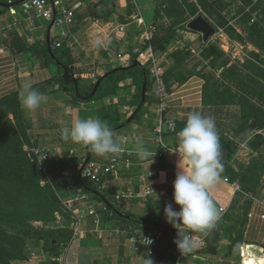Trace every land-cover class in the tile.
<instances>
[{
  "label": "crops",
  "instance_id": "crops-1",
  "mask_svg": "<svg viewBox=\"0 0 264 264\" xmlns=\"http://www.w3.org/2000/svg\"><path fill=\"white\" fill-rule=\"evenodd\" d=\"M65 5L74 10L75 24L71 27L72 38L64 41L63 45L70 51L76 72L73 79L84 81L86 85L94 82L108 69L129 67L133 60L131 52L137 56L138 61L145 60L142 61L143 65L154 61L165 69L173 65L170 56L185 50L190 40L200 38V34L196 32L179 30L166 51L154 58L152 50H143V47L155 32V0H66ZM11 9L16 14H12ZM51 23L52 21L35 12L24 14L22 3L10 8L0 6V99L20 93L22 84L32 81L33 87L47 97L34 112L27 113L21 106L32 145L49 151V160L55 161L64 158L63 150H70V156L77 157L82 170L87 159L86 147L85 153L83 146L64 141L61 130L82 119H99V110L108 104L117 103L119 97L111 95L93 102L74 99L66 85L68 76L55 62L48 61L44 54V48H48V35L50 34L53 46L55 39L66 30L60 27L51 29ZM203 85L202 78L190 76L169 94L164 105L151 89L140 118L114 137L119 142L124 137L130 138L124 152L113 157H101L95 153L91 155L93 159L90 162L100 164L104 169H107L114 157L120 161L116 172L104 170L99 187L112 201L120 194L132 195L122 203V211L127 214L123 216L133 215L138 218L137 221L147 219L148 222L159 225H171L166 220L164 209L172 204L174 210H179L173 193L181 157L177 152L179 141L173 136L175 131L169 130V123L203 108ZM162 106H165L164 112H161ZM123 117L128 120L126 111L121 119ZM159 130L167 150L160 143ZM134 135L138 141L133 139ZM139 142H143L153 153L152 165L151 160L141 161L138 158L136 145ZM127 154L131 161L130 167L124 164ZM185 167L187 170L186 165ZM74 179H67L72 187L67 198L77 192H85L89 201L73 208L76 225L71 233L72 239L61 243L55 250L41 248L31 251L26 261L17 264H143L144 258L149 256L156 264L154 256L149 255L146 248L137 249L138 245L131 241L136 234L143 235L151 230L147 227L150 225L141 224L140 221L131 226L118 223L106 212L105 201L93 197L85 190L74 188ZM226 179L222 178L210 192L218 210L224 209L225 213L233 206L240 192L234 187L235 183L230 180L226 182ZM89 206H93L101 214V225L98 227L95 217L88 214ZM225 213L220 212L216 224ZM118 229L131 231L118 233ZM210 230L207 235L191 233L205 237V247L194 249L186 256L180 253L176 259L167 260L165 264H176L179 259L180 264H244L246 253L251 256L246 259L245 264H264V192H260L251 201L243 244L234 248L233 252H230L231 244L226 238L218 243L209 240Z\"/></svg>",
  "mask_w": 264,
  "mask_h": 264
},
{
  "label": "rangeland",
  "instance_id": "rangeland-1",
  "mask_svg": "<svg viewBox=\"0 0 264 264\" xmlns=\"http://www.w3.org/2000/svg\"><path fill=\"white\" fill-rule=\"evenodd\" d=\"M231 1L232 5L221 14L208 0H155L160 13L159 20L165 23L170 24L178 18L177 13L180 6L188 13L187 19L191 18L190 11L196 7L199 12L195 18L203 16L215 27L216 35L207 43H204L201 35L197 40H190V44L182 51L185 53V59L180 70L185 77L192 74L203 79V104L212 103L214 107L205 108L203 106L195 111L205 116H211L216 126H220L223 137L228 139L234 138L237 127L245 125L249 127L254 124L253 120H247L246 117L251 115L250 113H254L255 108L264 110V0H251L247 5L244 0ZM205 5L208 6L207 11L204 8ZM195 18L189 19L187 25ZM217 18L219 22L216 21ZM244 23H247V29L243 28ZM251 26H256L255 36H252V32L248 29ZM57 28L58 26L55 25L54 29ZM257 44L263 48H258ZM208 45L215 47V51L212 53L213 60L207 58ZM217 52L225 54V60L231 67L229 73L223 74V70L217 71L214 68ZM139 61L143 63L142 61L145 60L139 59ZM159 67L161 68L160 64ZM152 68L153 66H151ZM166 70L167 68L162 69L167 92L170 94L184 82L167 81ZM68 84L69 81L66 85L69 86ZM152 86L153 94L156 96V86L154 83ZM126 96L129 97V94ZM115 104L120 106L124 102L122 99H118ZM122 120L125 122L127 117H123ZM180 120H187V117L183 116ZM174 124L176 129V122ZM125 129L126 127L114 131V137ZM257 135L262 136L258 139L260 146L256 148L249 146L247 141ZM29 141L30 149L34 148L30 138ZM238 144L239 151L231 164V170L239 174L245 171L248 177H244L243 173L241 177L245 180H252V188L256 192L254 195L237 196L233 206L210 230L208 238L214 243L225 238L231 245L236 242L235 247H230V252L243 244L244 227L250 206L246 199L252 201L260 192H264V127L257 126V129L246 141H238ZM30 149L32 160L41 170V179L45 180L42 182V186L46 190V195L28 188L15 190L13 187L0 185V209L5 212L20 213L32 228L46 231L49 237H56V239L60 237V243L68 242L72 239L71 233L74 232L73 229L76 225L75 209H68L64 203L72 188L67 179L73 177L71 174L78 167L76 166L77 157L70 156V150H63L64 158L60 161L50 160L41 163L33 157ZM83 150L86 153L85 147ZM53 210H57L55 214H53ZM36 236L37 233L34 232L28 237H22L14 228L0 222V264H7L4 262L7 254L16 249L13 242L24 241L27 255L31 251L41 249L42 245L38 244ZM250 256L251 254H245L244 264Z\"/></svg>",
  "mask_w": 264,
  "mask_h": 264
},
{
  "label": "trees",
  "instance_id": "trees-1",
  "mask_svg": "<svg viewBox=\"0 0 264 264\" xmlns=\"http://www.w3.org/2000/svg\"><path fill=\"white\" fill-rule=\"evenodd\" d=\"M22 0H0V6H4L12 2L13 4L21 2ZM210 4L217 10L219 13L225 12L231 5V0H208ZM251 0H244L245 4H249ZM178 18L173 20L170 24L165 23L159 17V9L156 11V25L155 32L153 36L145 42V46L143 50L151 49L154 55V58L159 57L163 52L168 48L171 40L173 39L174 34L179 31H188L187 30V22L191 18H195L198 14V9L194 7L190 11L191 18L187 19V12L184 11L181 6L179 7ZM205 10H208V6H204ZM174 16V15H173ZM219 22L218 18L216 19ZM243 28L247 29V23L243 24ZM248 29L252 32V36H255L257 33L256 26H251ZM254 34V35H253ZM258 48H263V46L256 45ZM208 57L212 58V53L215 51L214 45L207 46ZM44 54L48 61L55 62L61 69V71L68 76L69 81V89L76 101L81 102H93L96 100H103L105 98H109L111 95H117L119 99H122L124 104L118 106L116 104H110L99 110V119L105 122L112 131L115 128L127 127L132 122L140 118L141 112L145 109V104L148 101V94L152 89V80H151V66L153 61L148 62L144 67H133V68H112L106 70L103 75H100L96 78V80L88 85L85 82H80L79 79H73V75L76 74L73 68V62L70 57V51L66 46H62L60 48H53V55H51L48 51V48H44ZM131 59H136L137 56L131 52ZM216 61H214V68L217 71L223 70L224 73L230 72V65L225 60V54L222 52L216 53ZM171 58L173 59L174 64L167 67L166 70V79L167 81L176 80L186 82L192 74H189L187 77L183 76L181 73L182 64L184 63L185 53L182 51H178L174 53ZM131 66V64H130ZM129 66V67H130ZM115 69L117 71L115 72ZM112 74H109L111 73ZM105 75H108L107 78H104ZM102 80L101 85L94 97H91V94L95 88V85L98 81ZM75 81L78 83L79 94L82 98H78L76 95ZM147 84V100L146 103L139 109L138 113L134 116L131 123L127 121L133 115V113L140 107L142 103V92L144 85ZM134 90L136 92L134 93ZM129 94V97L126 96ZM205 108H212V103L203 104ZM129 110V111H128ZM125 111L128 112V120L122 122V114H125ZM251 115L247 116V120H253L254 123L257 124L259 128L264 127V110L254 109V113H250ZM176 122V129L173 133V136H176V140H178L177 133L181 131L185 125L187 120H174ZM248 127L245 125L244 127H237L235 131L244 130ZM218 134H219V142L221 146L222 152V162L224 164L223 172L221 173L222 178H227L233 183H237L240 187L239 196L241 195H254L256 192L255 189L252 188V180H245L241 177V174L234 173L231 170V164L234 161L235 156L239 151L238 140L235 138L228 139L223 137L222 132L220 130V126H216ZM114 132V131H113ZM262 138V136L257 135L255 138L247 141V144L251 147H258L260 143L258 139ZM247 140V139H246ZM244 140V141H246ZM241 142V141H240ZM84 147V146H83ZM30 149V141L28 136V126L25 124L22 112H21V103L19 99V93H13L6 98L0 99V185L13 187L15 190L21 188H28L34 190L35 192H43L46 195V190L42 186V182L45 181L41 179V170L37 166V163L32 160L29 153ZM31 150V149H30ZM94 152H91L93 155ZM33 155V153H32ZM109 155L108 157H110ZM34 157V155H33ZM113 157V156H112ZM35 158V157H34ZM92 158V156H91ZM48 160L47 162H49ZM77 162V160H76ZM78 166L75 171L72 172L74 179L73 187L80 190H85L90 193L95 198H100L105 201V207L107 209L106 212L110 214V216L114 217L118 223L122 222L124 225H134L135 223L147 224V219H139L133 215H130L129 218L123 217L126 213L122 211L123 204H116L110 198L106 197L104 192L100 189V185L91 182L84 177H80V168ZM232 171V172H231ZM244 177H248L243 173ZM248 196V195H247ZM247 204H251V201L246 199ZM52 205V204H51ZM57 211V210H56ZM53 210V214L56 212ZM105 212V213H106ZM127 215V214H126ZM248 216V215H247ZM0 222L9 226L10 228H14L18 234L22 237H28L32 233H37V241L38 244L42 245L44 250H55L61 246L60 237L56 239V237H49L46 231H39L35 228H32L25 218L17 212H5L0 209ZM125 227V226H124ZM147 227L149 229L160 230L163 234L157 248L154 252V258L156 264L159 263L160 257L165 254V259L162 264H165L167 260L176 259L177 255L180 254L175 240L178 238L177 229L168 224H161L160 228H154L151 226ZM191 234V233H190ZM192 235V234H191ZM60 240V241H59ZM175 244V245H174ZM236 242L231 245V247L236 246ZM14 247L16 249L8 253L6 256V260L4 261L7 264H17L19 262H23L27 260V254L25 253V245L24 241L19 243H14ZM174 245L173 248H171Z\"/></svg>",
  "mask_w": 264,
  "mask_h": 264
},
{
  "label": "clouds",
  "instance_id": "clouds-1",
  "mask_svg": "<svg viewBox=\"0 0 264 264\" xmlns=\"http://www.w3.org/2000/svg\"><path fill=\"white\" fill-rule=\"evenodd\" d=\"M19 99L22 108L31 113L47 97L33 87L32 81H25L21 86ZM177 136V152L181 160L174 182V202L179 210H174L172 204H168L164 215L167 222L177 229L178 238L175 243L181 255L186 256L195 247L190 233L207 235L208 230L214 228L220 218V211L210 192L221 181L224 164L219 134L211 116L200 112L189 113L185 127ZM61 138L87 147L101 157L115 156L124 151L121 142L114 139L112 129L96 118L82 119L71 127L63 128ZM136 153L141 161L151 160V165L154 162L153 153L143 142L137 143ZM143 264H154V261L149 256L144 258Z\"/></svg>",
  "mask_w": 264,
  "mask_h": 264
},
{
  "label": "built area",
  "instance_id": "built-area-1",
  "mask_svg": "<svg viewBox=\"0 0 264 264\" xmlns=\"http://www.w3.org/2000/svg\"><path fill=\"white\" fill-rule=\"evenodd\" d=\"M65 2L66 0H27L26 2L22 3V11L24 14L30 15V13L35 12L38 16L48 21H52L54 19L55 16L54 13L56 12L55 25H57L60 28H65L66 30L61 32L60 36H58L55 39L53 43V48L62 47L64 41L70 40L72 38L71 27L75 24V13L73 9L65 5ZM11 13L16 14L14 9H11ZM152 66L153 68L151 69V78H152V82L156 86V96L160 100L161 104L164 105L165 100L169 97V94L167 92V86L164 80L163 71L157 64H155L154 61ZM164 111H165V106H162L161 112ZM169 130L175 131L174 123H169ZM161 133H162L161 130H159L158 134L160 137L159 138L160 143L162 144L163 147H165L161 139ZM133 139L138 141V138L135 135L133 136ZM129 140H130L129 137H124L121 140V144L123 148H125ZM31 152L33 153L34 157L41 163L43 162L46 163L50 159L49 151L34 147L31 149ZM128 157L129 154H127V159L124 161V164H126L127 167H130L131 161ZM119 163L120 161L114 157L111 160V164L107 167V169H104L100 164L90 162L82 171V177H84L85 179L91 182H94L95 184L100 185L104 170L116 172ZM225 181L229 182L228 179H226ZM234 187L240 191V187L236 183L234 184ZM131 197H132L131 194H120L115 197L114 202L120 205L123 203L125 199H129ZM173 197H174V193H173ZM88 201H89V197L85 192H77L71 195L69 198H67L64 205L68 209L72 210L73 208L76 207L77 204L87 203ZM88 208H89L88 214L90 216H94L95 224L97 225V227L100 226L102 219L101 214L98 211H96V209L93 206H89ZM220 212L225 213V210L220 209ZM129 230L130 229H124V230L118 229L117 232L121 233L123 231L124 233H127L129 232ZM162 236L163 234L160 230L151 229L146 233H144L143 235L136 234L135 237L131 239V241L134 244L138 245L137 249H140V247H144L146 248V251L149 255L154 256L155 249L157 248ZM192 237L195 244L194 249H200L202 247H205L206 245L205 237L194 234L192 235ZM180 260L181 259H179L176 264H180Z\"/></svg>",
  "mask_w": 264,
  "mask_h": 264
},
{
  "label": "water",
  "instance_id": "water-1",
  "mask_svg": "<svg viewBox=\"0 0 264 264\" xmlns=\"http://www.w3.org/2000/svg\"><path fill=\"white\" fill-rule=\"evenodd\" d=\"M27 0H23L21 2H18V3H9L7 5H4L5 8H10L12 6H15L16 4H20V3H24L26 2ZM54 15L56 16V12L54 13ZM55 16H54V19L52 20V23H51V29L54 27L55 25ZM187 29L190 30V31H193V32H196L200 35H202L203 37V41L204 43H207L213 36L216 35V29L215 27L203 16H198L197 18H195L194 20H192L188 25H187ZM48 49H49V53L51 55H53V46H52V43H51V40H50V34L48 35ZM133 67H144V65L142 63H140L137 59H133L132 62H131V66L130 67H122V68H119V69H125V68H133ZM117 71V69H115V72ZM109 74H112L109 73ZM108 75H105L104 78H107ZM102 83V80L98 81L97 84L95 85V88L91 94V97H94L99 89V86L101 85ZM75 88H76V95L78 98H82L79 94V88H78V83L75 81ZM147 84L144 85L143 87V92H142V103L140 105V107L133 113V115H131V117L129 118V120L127 121L128 123H131L134 116L138 113L139 109L146 103V99H147ZM123 127V125L121 127H118V128H115L113 131H118V130H121ZM257 129V124L254 123L252 125H250L248 128L244 129V130H239V131H236L234 132V138L238 141H244L246 139H248L252 134L253 132ZM87 149V159L82 167V170L80 172V177L82 176V171L85 169V167L90 163V160H91V151L88 150V148L86 147ZM125 218H129L128 216H123ZM148 224L151 226V227H155V228H160L161 225L159 224H156V223H153V222H148ZM175 245V244H174ZM174 245L171 247L173 248ZM165 259V254H163L160 259H159V263L158 264H162V262L164 261Z\"/></svg>",
  "mask_w": 264,
  "mask_h": 264
}]
</instances>
